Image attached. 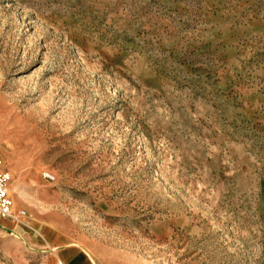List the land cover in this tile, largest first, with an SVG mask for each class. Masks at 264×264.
<instances>
[{"label": "rangeland", "instance_id": "rangeland-1", "mask_svg": "<svg viewBox=\"0 0 264 264\" xmlns=\"http://www.w3.org/2000/svg\"><path fill=\"white\" fill-rule=\"evenodd\" d=\"M0 154V264H264V0H0Z\"/></svg>", "mask_w": 264, "mask_h": 264}, {"label": "built area", "instance_id": "built-area-1", "mask_svg": "<svg viewBox=\"0 0 264 264\" xmlns=\"http://www.w3.org/2000/svg\"><path fill=\"white\" fill-rule=\"evenodd\" d=\"M43 177L48 181H53L55 177L50 172H44ZM11 173L4 168L3 158L0 154V220L12 219L15 217L14 199L11 194ZM20 217H26V211H19Z\"/></svg>", "mask_w": 264, "mask_h": 264}, {"label": "crops", "instance_id": "crops-1", "mask_svg": "<svg viewBox=\"0 0 264 264\" xmlns=\"http://www.w3.org/2000/svg\"><path fill=\"white\" fill-rule=\"evenodd\" d=\"M19 203V202H17ZM18 205V204H16ZM17 206H15V210ZM25 210V209H24ZM5 223H0V229L7 231V232H11L12 237H15L17 239H21L23 238V231L25 230H29L31 228H33L32 226H30L29 224H27L26 219L24 218V221H17V220H12V219H3ZM85 253L87 254V256L89 257V260H91V262H93L92 264H96L95 258L92 254L91 251L88 250V248L84 249ZM61 264H64L63 262H61Z\"/></svg>", "mask_w": 264, "mask_h": 264}, {"label": "bare ground", "instance_id": "bare-ground-1", "mask_svg": "<svg viewBox=\"0 0 264 264\" xmlns=\"http://www.w3.org/2000/svg\"><path fill=\"white\" fill-rule=\"evenodd\" d=\"M15 209V208H14ZM15 211H17V210H15ZM20 211V210H19ZM19 211L16 213L15 212V217L12 219V220H17V221H24V218H26V217H20L19 216ZM26 211V210H25ZM30 215H31V212L29 211H26V216L29 218L30 217ZM29 220V219H28Z\"/></svg>", "mask_w": 264, "mask_h": 264}]
</instances>
